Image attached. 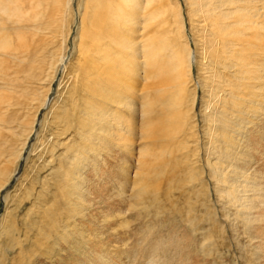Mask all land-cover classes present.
Here are the masks:
<instances>
[{"label": "bare ground", "instance_id": "bare-ground-1", "mask_svg": "<svg viewBox=\"0 0 264 264\" xmlns=\"http://www.w3.org/2000/svg\"><path fill=\"white\" fill-rule=\"evenodd\" d=\"M74 1L0 0V115H2V108L7 110L8 107H11L12 96L17 94V86L14 82L20 75L12 79L14 76H11V71L22 73V71L19 73V67L32 60L38 67L43 62L45 67L47 63L50 64L51 68L48 69V72L51 69L53 72L58 66L61 69L63 67L65 72L69 69L72 73L76 72V93L79 95V100H77L79 107H76L80 109H78L79 117L75 123L72 116L73 124L66 127L67 131L73 127L74 134L71 143L70 141L69 144L63 142L66 151L63 155L61 154L63 157L58 164L60 170L53 167L49 175L50 178L44 180L43 186L46 194L37 193L34 196L31 193L27 196L32 202V207L25 218H30L31 225H26V219L23 220L22 226L19 224V209L22 208L24 199L17 201L15 207L17 211L15 217L12 218L14 224L11 221L8 222L9 218L4 216L5 221L2 222L0 234L6 238L0 245V252L4 248L0 264L8 262L11 264H131L130 261L123 258L122 243L127 240L116 241L117 238L114 239L112 234L115 230L116 218L123 216L127 211L123 207L124 197L120 202H117L116 196L118 195L113 194V191L117 183L124 191L125 185L129 184L130 176L133 175L136 178L131 189L137 187L138 200L143 199L144 193L147 192L151 183L150 185L146 184L147 182L143 180L145 179L144 175H141V171L138 169L145 168V165L148 164L146 157L149 156L150 148L157 146L158 143L163 146L164 141L169 144L170 141L177 140L179 134L183 135L180 133L181 131L185 132L184 130H186L183 127L187 118L184 120L183 113H180L179 109L185 106L194 64L197 65L202 75V81L199 83L203 87L205 96L210 99L207 103L209 105L202 102L203 105H207L205 117L208 116L210 119V131H206L207 157H204V163L211 167V171L215 175V184H221L217 181L223 182L224 189L220 190V193L226 192L225 196L230 197L229 199L237 211L236 218L240 223V236L246 237L249 241L247 250L252 251V257L250 258V255L249 260L246 256L243 264H264V0H185L192 24L191 29L197 44V56L191 54L192 51L185 35L183 8L177 0H77L75 13L72 14L71 8ZM69 12L72 14L74 24L77 25L75 39L73 38L75 41H73L79 57L77 56L76 59L73 56V61L71 62L69 59L63 66L68 49L65 46L62 52L59 50L62 46L59 44L60 42H57L59 45L56 46L59 47L57 51L62 53L54 51L55 55L57 53L55 56L51 51L53 60H55L53 56L57 59L59 54V57L55 60L56 64L53 60H50V63L47 52L44 57L40 55L44 46L39 45L50 44L54 50L58 37L55 33L61 32L59 37L62 36L64 40L68 37L60 29L66 27ZM141 24L144 38L139 42L135 34ZM45 31L50 33L46 39L40 37L41 33L43 34ZM67 35H69L68 32ZM38 46L41 47L40 50L37 49ZM36 50L40 52L37 53ZM141 52L144 58H142L145 67L143 70L145 71L144 79L149 84L147 83L145 96L142 95L144 102L141 104L143 108L140 105L142 108L140 123L136 114L139 110L137 111V105L135 106L137 86L135 84L138 82L133 75L140 66L142 56L139 54ZM36 53L41 56V59L44 58L42 63L40 59L38 61ZM48 53L50 52L48 51ZM71 53L73 54V52ZM132 53L136 56L131 60L129 56ZM33 55H37L36 59ZM37 61L40 63L37 64ZM15 65L16 71L13 69ZM43 69L41 67L42 73L39 70L40 74H43ZM31 70L28 71V77L32 76L31 78H33V75H36L34 73H37L38 70L34 73ZM44 70L46 71V69ZM45 74L50 76V73ZM13 75L15 74L13 73ZM137 75L135 77L139 80ZM10 76L12 78L9 79ZM75 76L71 78L74 79ZM155 78L159 79L157 87H154L151 82ZM35 81L40 82L39 80ZM23 82L19 83L20 86ZM32 83H36L34 79ZM35 85L38 87L37 83ZM219 88L221 91L223 89L221 95L224 98L220 96ZM30 90L31 88L27 91L28 95L31 93ZM37 90L32 91V101L39 100ZM225 91L227 94H224ZM155 93L160 96L157 104L154 98ZM171 97L174 99L171 100ZM216 97L217 102L222 98L219 102L221 106L214 105ZM48 98L47 94L41 100L42 108L50 109L53 103L56 104V97L52 101ZM207 98L205 99L207 100ZM29 105L27 102V107ZM6 106L8 107L6 108ZM19 107L21 106L19 105ZM147 115L150 118H147ZM7 117L8 115L0 116V123H7L5 119ZM205 117L202 116V118ZM66 118L65 121H67ZM202 118L201 121H204ZM18 119L15 116L12 122H17ZM147 124L156 126L149 128L146 126ZM140 125L142 128L149 129L147 131L142 129L140 139L146 141L138 149H135L134 145L139 141V135L136 136L135 130L140 128ZM10 129H14V127L10 126ZM12 131H10L11 134ZM16 132H14L15 135H17ZM110 141L113 147L109 144ZM183 142L181 141V143ZM183 144L182 146H184ZM189 144L190 142L187 145ZM199 148H196L198 152L201 149ZM134 152L137 157L135 164L137 170L133 169L129 162V158ZM198 152H195L196 156ZM106 153L109 158L111 156L110 160L104 157ZM192 156L194 155L192 154ZM66 159L67 161L70 159L68 163H65ZM101 160L105 165L103 169ZM158 163L160 164V162ZM15 166L17 165L15 164ZM62 166L64 171L60 172ZM90 169H93L92 178H97L96 180L87 177L86 174ZM117 173L125 176V182L117 181ZM141 173L143 174V172ZM3 176L5 175L3 174ZM139 176L141 177L139 178ZM160 181L162 182V180ZM176 181L180 182V180ZM158 184V189H160L161 186ZM157 186L155 187L157 188ZM217 190L219 191L218 188ZM166 192L168 191L166 190ZM122 194H124L122 196H126L125 192ZM130 194L132 193L130 192ZM134 199H136V195ZM200 209L203 208L200 207ZM9 212L7 211V214ZM226 216L224 217L227 218ZM123 221L122 223H124ZM125 224H121V226H125ZM116 237L118 236L116 235ZM124 239L126 238L124 237ZM9 253L15 254L12 261L8 257ZM196 253L198 252L196 251ZM144 262L140 264H160V259L151 257L149 261ZM178 264L196 263L180 260Z\"/></svg>", "mask_w": 264, "mask_h": 264}, {"label": "rangeland", "instance_id": "rangeland-1", "mask_svg": "<svg viewBox=\"0 0 264 264\" xmlns=\"http://www.w3.org/2000/svg\"><path fill=\"white\" fill-rule=\"evenodd\" d=\"M177 1L179 2L181 7L183 8L182 13L184 15L185 35H186V39H187L189 48L192 51L191 54H196V56H197V53H196L197 52V44H196V41L194 38V36H195L194 32L191 29L192 24H191L190 17L188 15L187 3L185 0H177ZM74 4H75V6H74ZM76 4H77V0L74 1L73 6L71 8L72 14L75 13ZM71 13L70 12L68 13L69 14V18H68L69 20L66 24V27H63L60 29V30H63L64 34L69 37V38L67 37L68 39L67 38L65 39L66 44H65L64 38L62 36L59 37V34H62V33L61 32H59V34L55 33L58 35V37L56 38V41L54 40L55 41V47L59 46L58 43L60 42L59 44L62 46V48L58 47L59 50H61L63 52L65 46L68 49L67 50V56L65 58V61H63V64H62L63 66H65L66 62H68L69 59L72 62L74 57H76V59L79 57L78 53H76L78 50L76 49L75 42H74L75 41L74 40L75 35H76L75 31H76L77 25L74 24L73 17H72ZM74 27H75V29H73ZM70 29H71V31H70ZM142 30H143V28H142V24H141L140 27L137 29V32L135 34V37H136L137 41H139V42H141L144 38V32ZM48 31L43 32V34L45 33V35L47 34V36H45L41 33L40 37L45 38V39L47 37H49L50 33ZM46 32H48V33H46ZM67 32L69 33V35H67ZM61 38L63 39L62 41L59 40ZM73 42H74V44H73ZM47 44H49V43H47ZM45 45H39L41 47L44 46L42 48L47 50V51H45L44 49H42V52L39 51L40 55L44 57L45 56L44 54H46V52H47L49 61L53 60L52 56H51L52 52H54V51L56 52L58 50V48L56 47L57 49L54 48V50H52L53 49V47H51L52 45L49 44V45H46V47H45ZM39 46L37 49L40 50L41 47H39ZM49 46H50V48H49ZM74 48L76 49V51H74L75 50ZM48 51L50 53H48ZM36 52H37V50H36ZM39 52H37V53H39ZM55 52H54V55H55ZM57 52L62 53L60 51H57ZM71 52H73V54ZM37 55H33L34 59H36L35 57ZM40 55L37 56L38 61L40 59V62L41 61L43 62L44 58L41 59ZM56 55H57V53H56ZM139 55L142 56L143 55L142 52ZM135 56L136 55L134 53H132L129 56V59L132 60L135 58ZM58 57H59V54L57 56V59H58ZM53 58L55 60H57L54 56H53ZM142 58H143V56L140 59L141 60L140 66L135 70V73L133 75L135 80L137 79V82H138V83L135 82L136 83L135 85H137L136 86V93H135L137 101L135 100V102H136L135 106L137 105L138 106V107L136 106L137 111L139 110L138 112H136V114L138 116V118H137L138 120L139 119L141 120V118H142V117H140V116H142L140 114V112L142 113V108H143V106L141 104H143V102H144L143 101L144 96H145L144 92H145L147 83L149 84V82L144 79L145 78V71H143V70H145V67H144V62H143L144 58L143 59ZM55 60H53V61L55 62ZM38 61H37V64L40 63V62L38 63ZM56 62H55V64H56ZM35 63L36 62L34 60H32L31 62H26V64L24 66L21 65L19 67V69H20L19 73L22 71L23 74L22 73L18 74L16 72L11 71V73H12L11 76H14V78H12L10 76L9 79L10 78L15 79L19 75L21 76V77L19 76L20 79L19 78L15 79V82H14L15 85L17 86V89H16L17 94L12 96L13 97V99H12L13 103H12L11 107L6 106V108L8 107L9 109H7V110H5L3 108H2L3 110L1 109L3 116L2 115H0V116L4 117V116L8 115V117L5 118L7 120V123H5V124H4V122L0 123V144L2 145V146L0 145V171L2 170L1 174H0V177H1L0 178V223H1L0 224V231H1L2 222L5 221V217L9 218L8 222L11 221L14 224V219H12V218L15 217V213L17 211V210H15L17 201H20L23 199L25 200L23 205H22V208L19 209V218L18 219L20 220L19 224H21V226H22L23 220L26 219L25 215L30 211V208L32 207V202L29 199V197H27V196L31 193L34 194V196H36L37 193H41V195H44V193L46 194L45 187L43 186L44 180L46 178H50L49 175L51 174L50 172H51L53 167H55V168L59 167L58 164L60 163V160L62 159L61 157H63L62 155L66 151V147L63 144V142L68 143L70 141V143H71V141L73 139L74 128L72 127L67 131L66 127H67V125L68 126L72 125L73 122L75 123V120H77L79 117V111H78L79 101H77V100H79V95H78V93H76L77 82L75 80L76 79V76H75L76 72L72 73L70 69L66 70L67 72H65L63 67L61 69V67L58 66L56 68L57 70L55 69L56 70V72H55L56 75H55L54 74L55 70L52 72L53 69L49 70L50 72H48V69L51 68L50 64L47 63V65L45 67V64L43 62V64H40V66H39L40 68H39L38 65H35ZM50 63H51V61H50ZM30 64H32V65L30 66ZM41 67H42V69H43V67H44V69H46V71L43 69V74H40V73H42ZM140 67H141V69L139 70ZM16 68L17 67L15 65V67L13 68V69H15L14 71H16ZM30 68L31 69L33 68L32 69L33 73L38 70L37 73H34L36 75H33L34 76L33 78H31L32 76L28 77L29 76L28 71L31 70ZM28 69H30V70H28ZM32 70H31V72H32ZM192 70L193 71L191 74L192 75L191 76V83L189 84V88H188L189 93L190 92L191 93L190 94L188 92H187L188 94L186 93L188 95V96L186 95L187 99H185L187 101V104L185 101V106L181 107L179 109L180 113H183L184 120L187 118V122H186L185 126L183 127L186 130H184L185 132H182V131L180 132V133H183V135L182 134L178 135V138H180V139L177 138V140L175 139L174 141H170L169 144L167 141H164L163 146H161L160 143H158L157 146H152V148H150L151 151L149 153V156L146 157V160H147L146 162H148L149 165L147 164V165H145V168L141 167V169H138L141 172H143V174L141 172H140V174L144 175L145 179H143V180L145 182H147L146 184L149 183V185H150V183H151V185L147 189V192H145L146 194L144 193L143 199L138 200L139 196L137 195V190H138L137 187H135L136 189L135 188L131 189L134 185V180L136 178L133 175L130 176V179L128 181L129 184L125 185L124 191H122L121 187H119V185H117L119 183L116 184V187H115L116 190L114 189V191H113V194L118 195V196H116V198H118V199H116L117 202H120L122 200V198L124 197L122 201H124L125 206L123 205V207L126 208L127 211H125L124 212L125 214H123V216H125L124 221H123V216H118L116 218L115 223H114V225H115L114 231L115 232L113 231L112 234L114 236V239L117 238V239H115L116 241H120V240L122 241L123 240L122 242H124L125 240H127L124 243H122L123 249L125 250V251L123 250L124 256H123V254H122V256L124 259H126V261H130L131 264H140L141 262H144L147 260L149 261V259L151 257L159 258L160 264H178L180 260L181 261H187V262L191 261V262H195L196 264H205V263L206 264H243V262L246 259V256L248 257L249 260L252 257V251L250 249H248L249 251L247 250V245H248L249 241L247 240L246 237L240 236L241 235V231L239 230L240 229V227H239L240 223L236 218L237 211H236L235 207L233 206V203H231V201L229 199L230 197L225 196L226 192L223 191L224 193H220V190L222 191L224 189L223 182L217 181L218 183H221L223 185V187L221 184L220 185L215 184L216 183V180L214 178L215 175L211 171V167L207 166V164L204 163V157H207L206 156L207 152H206V147H205V144L207 143L206 131H210V119H208L209 118L208 116H207V118L205 117V114H206L205 109H206L207 105H209L207 103H208V100H210V99H208L207 96H205L206 94L203 91V87L199 83L202 81V75L199 72L200 70L198 69L196 64L193 65ZM137 72H141V73H137ZM13 73L15 75H13ZM33 73H31V74H33ZM45 73H47V74L50 73V76L46 75ZM51 73H53V74H51ZM137 74H139V75H137ZM51 75H52L53 80L51 79ZM136 75L139 76V78H140L139 80L137 77H135ZM46 76H48V77H46ZM69 76H70V78H69ZM72 76L73 77L75 76V78L74 79L71 78ZM33 79H34V82H36L38 84V87H37V85H35L36 83H34V84L32 83ZM61 79L64 81H62ZM19 80H23L24 82L19 81ZM35 80H39L40 82L38 83V81H35ZM47 80H49V81H47ZM160 81H161V79H160ZM21 82H23L25 84V86H23L24 85L23 83L20 86L19 83H21ZM151 82H152V85L154 87H157L159 85V79H157V78L153 79ZM64 85H66V86H64ZM160 85H161V83H160ZM48 87H49V90H48ZM29 88H31V90H30L31 93L28 95L27 91L29 90ZM225 88L228 89V87H225ZM36 89H38L37 90L38 92L36 91V93L39 97V100L32 101L31 100L32 91L36 90ZM60 89H61V91H60ZM190 89H191V91H190ZM64 90L65 91L67 90L68 92L67 91L65 92ZM69 90H70V92L71 91L72 92L70 93ZM141 91L143 92V94H141L142 93ZM219 91H220V96L222 98H224L221 95L223 89L221 91V89L219 88ZM21 92H22V94H21ZM52 92H54L53 97L50 96ZM64 92L66 93V95H64L65 94ZM58 93L61 95H59ZM172 93L174 94V92H172ZM47 94L49 95L48 99L51 101L53 99L57 98V100H55V102L57 101L56 104L53 103V105L51 106L52 108L50 107V109L45 108V107L42 108V105L40 103L41 100H43V98ZM67 94H69V95H67ZM140 94H141V96H140ZM224 94H227V92L225 91ZM142 95H144V96H142ZM138 96L141 98L140 99L137 98ZM154 98L156 99L155 103L157 104L158 98H160V96L158 94L156 95V93H155ZM205 98H207V100ZM170 99L173 100L174 97H171ZM221 99L218 100V102H217V97H216L214 100V105H220L221 106V104H219V102H221ZM70 100H72V102H70ZM141 100H142V102H141ZM204 100H205V102H204ZM27 102L30 104L29 107H27ZM62 102H63V104H62ZM75 102H76V104H75ZM202 102H203V104H207V105H203ZM228 104H229V102H228ZM19 105L21 107H19ZM140 105L142 108L140 107ZM2 106H4V105H2ZM53 106H55V107H53ZM66 106H67V108H66ZM76 106H78V107H76ZM201 106H203V107H201ZM53 108H55V109L53 110ZM201 108L204 111H202ZM35 110H37V111H35ZM53 112H56L58 114V116H57V114H55ZM74 113H75V116H74ZM63 114H66L67 116L66 115L64 116ZM200 115H201V118H202V116L205 117V118H202V120H204V121H201ZM15 116H17V118H19V119L17 122L16 121L12 122L14 120ZM60 116H61V118H60ZM72 116H73L74 121L71 120ZM58 118H60V119H58ZM65 118L67 121H65ZM147 118H150V117L148 116ZM199 119H200V121H199ZM205 119H207V120H205ZM43 120H44V122H43ZM140 120H139V122L141 123ZM28 121L29 122L31 121V122L26 123ZM10 126H13L14 129H10ZM146 126L151 128L152 126L155 127L156 125L154 126L153 124H147ZM149 128H146V127L142 128L140 125V128L138 127L135 130L137 132L136 136L139 135L138 136L139 141H138V143H136V145H134L135 149H138L140 146H142L144 144V141H146L144 139H140V134H141L140 132L143 130L147 131ZM138 130H139V133H138ZM190 130L191 131L193 130L192 135L190 133L191 132ZM10 131H12V134ZM146 131H144V132L147 133ZM14 132H16L17 135H15ZM189 136L191 137L192 141H189V140H191ZM11 137H12V139H11ZM181 138H183V139H181ZM181 141L182 142L185 141L183 143H186V144L181 143ZM188 141L190 142L189 145H187L189 143ZM201 141H202V143H201ZM111 143L112 142L110 141L109 144L111 145ZM148 143H150V142H148ZM182 144L184 146H182ZM6 145H8V146H6ZM111 147H113V146L111 145ZM154 147H155V149H154ZM189 147H191V148H189ZM5 148H6V150H5ZM185 148H186V150H185ZM196 148L200 149L199 152H198V149H196ZM189 152H191V153L187 154ZM195 152L196 153L198 152L197 156H196ZM169 153H170V155H169ZM4 154L7 156H5ZM135 154H136V152H134V154H132V156L129 158V162L132 164V168L133 169L135 168V170H137V165H135L137 157ZM192 154L195 157L192 156ZM104 155H105L104 157L109 158L107 153ZM133 157L135 158V160ZM165 157H166V160H165ZM163 158H164V160H163ZM1 159H3V160H1ZM110 159H111V156L108 160H110ZM6 160H7V162H5ZM69 160L70 159H68V161ZM68 161L66 159V162L65 161L64 162L68 163ZM158 162H160V164ZM15 164L17 166H15ZM200 165H201V167H200ZM63 166H62L60 172L64 171ZM103 166L105 167V165L103 164V162L101 160V168L102 169H103ZM15 170H16V172H14ZM90 170L88 171L89 173L87 172L86 175H87V177L92 178L93 177L92 176L93 175L92 174L93 169H90ZM163 171H164V173H163ZM4 172L7 173V176H6V173H4ZM207 172L210 174H208ZM3 174L5 176H3ZM11 175H12V177H10ZM89 175H91V176H89ZM117 175H118V173H117ZM182 176H184L185 178H183ZM198 176L201 179L200 178L198 179L197 178ZM124 177L125 176L119 174L116 177V179H117V181L125 182ZM140 177L141 176H139V178ZM92 179L96 180L97 178H92ZM156 179H157V181H156ZM159 179L162 180V182ZM175 180H180V182L179 181L175 182ZM91 181H93V180H91ZM213 182H214V184H213ZM155 183H157L158 185L161 186L160 189H158V186ZM179 185H180V187H179ZM200 185H202V186H200ZM212 185H213V187H212ZM155 186H157V188ZM164 186H166V187H164ZM217 188L219 189V191L217 190ZM165 189L168 192H166ZM175 189H177L178 191ZM155 191H157V192H155ZM197 191H198V193H197ZM123 192H125L127 197L122 196V195H124V194H122ZM130 192L132 194H130ZM153 192H154V194H153ZM176 192H178V193H176ZM133 194H134V196H132ZM198 194H199V196H198ZM6 195L8 198L7 200H6ZM135 195H136V199H134ZM150 195L153 197V199ZM169 197H171L170 200H169ZM174 198H176V199L174 200ZM172 199H173V201H172ZM225 199L227 202L225 201ZM197 200L200 202H198ZM7 202H8V204H7ZM144 202L146 205L144 204ZM172 202L175 206L173 204L171 205ZM150 203H151V205H150ZM7 205H10V206H7ZM210 205H212V206H210ZM200 207L203 209H200ZM221 207L224 208L226 211L224 209H222ZM170 208H171V210H170ZM190 209H191V211H190ZM7 211H10L9 213L11 214V216L9 213H8L9 215L7 214ZM234 211H236V212H234ZM157 212H159V213L157 214ZM158 216H159V218H158ZM224 216H226L227 218H225ZM125 219H126V221H125ZM224 219H226V221H224ZM120 220H121V222H120ZM122 221L124 223H126L125 226L124 225L121 226V224H124V223H122ZM193 222H194V224H193ZM118 224L122 228L120 226H117ZM26 225H31L30 218L26 219ZM216 225H218V226H216ZM27 229H29V228H27ZM216 229H217V232H215ZM205 231L207 232V234ZM70 232H71V230H70ZM74 232H75V230H74ZM116 235L118 237H120V236L121 237L118 238V237H116ZM124 237L126 239H124ZM4 238H6V237H2L0 234V245H2L4 243V241H5ZM17 238H19V237H17ZM181 238H182V240H181ZM175 239H177V240H175ZM195 246H197V247H195ZM245 247H246V249H245ZM203 248L205 251L202 250ZM129 250H131V251H129ZM196 251L198 253H196ZM3 252H4V248H2V252H0V261H1V256H2ZM247 253H248V255H247ZM9 254L10 255H8V257H9V259H11L10 261H12V257L16 254V252H15V254L14 253L13 254L9 253ZM188 254H190V255H188ZM144 255H145V257L143 258ZM244 255H245V257H244ZM249 256H250V258H249ZM193 257H194V259H193ZM198 261H200V262L198 263ZM7 264H11V263L8 262Z\"/></svg>", "mask_w": 264, "mask_h": 264}, {"label": "water", "instance_id": "water-1", "mask_svg": "<svg viewBox=\"0 0 264 264\" xmlns=\"http://www.w3.org/2000/svg\"><path fill=\"white\" fill-rule=\"evenodd\" d=\"M54 92H55V91H54ZM54 92H52V93H51V95H50L51 97H53V96H54Z\"/></svg>", "mask_w": 264, "mask_h": 264}]
</instances>
